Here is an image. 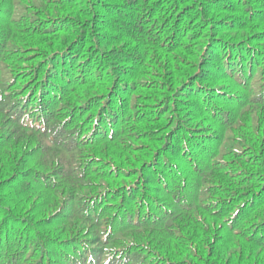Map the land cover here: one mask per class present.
<instances>
[{
  "label": "trees",
  "instance_id": "16d2710c",
  "mask_svg": "<svg viewBox=\"0 0 264 264\" xmlns=\"http://www.w3.org/2000/svg\"><path fill=\"white\" fill-rule=\"evenodd\" d=\"M0 264H264V0H0Z\"/></svg>",
  "mask_w": 264,
  "mask_h": 264
}]
</instances>
